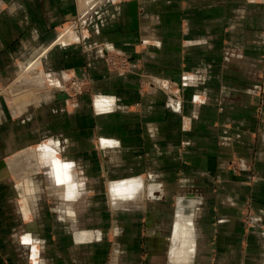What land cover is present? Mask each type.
<instances>
[{
    "label": "crops",
    "instance_id": "0c3cea01",
    "mask_svg": "<svg viewBox=\"0 0 264 264\" xmlns=\"http://www.w3.org/2000/svg\"><path fill=\"white\" fill-rule=\"evenodd\" d=\"M93 3L0 0V85L36 58L53 85L71 74L93 83L77 105L13 89L0 108V157L28 158L43 172L25 180L23 159L0 166V264H141L144 247L147 264H264V0L100 4L91 41L143 59L155 78L144 95L136 74L108 73L80 46L42 53L56 27ZM161 79L180 83L179 96L169 99ZM233 157L251 171H229Z\"/></svg>",
    "mask_w": 264,
    "mask_h": 264
},
{
    "label": "rangeland",
    "instance_id": "374dc122",
    "mask_svg": "<svg viewBox=\"0 0 264 264\" xmlns=\"http://www.w3.org/2000/svg\"><path fill=\"white\" fill-rule=\"evenodd\" d=\"M95 3L92 5L87 6L85 9L77 10V16L75 19L65 21L62 24H60L58 27H56L54 30L56 31V36L53 42L43 50L42 53L46 52L47 50H51L55 47H61V46H70V45H77L81 47V51L87 55L95 54V56L101 58L104 62V66L108 73L116 74V75H127V74H136L139 78V93L140 95H144L154 86L155 78L149 75L144 68L143 65V59H135L131 56H129L127 53L120 51L114 47H111L110 45L99 44L97 42L91 41L93 35H91V27H97L99 25V13L100 10V4H104L108 0H94ZM74 33L76 35V38L72 41H62V38L64 35H68L70 33ZM37 58L30 63L27 67H25L20 73L16 75L13 81L10 83H7L6 85L1 84L0 85V108L2 109L4 106L7 105L9 98V93L11 90L15 89L22 90V92L26 93V96L28 98H32L33 102H37L38 100L43 98V95L47 93L53 92L56 99L60 102H65L69 106L77 105L79 101L83 97L91 96L93 93V83L91 79L88 76H78L75 74H71L69 77L65 78L63 80V83L61 85H53L52 82L48 78H46V75H41V70L37 69L36 62ZM159 88L160 90L168 96L169 99H173L175 96L178 97L180 94L179 84L176 83L173 80L170 79H161L159 81ZM260 86V85H259ZM261 88V89H260ZM19 92V91H18ZM256 96L259 99V105H258V115H261L262 110L264 108V69L263 73L261 75V87H259V92H257ZM66 95V99H60L62 95ZM12 100H15L13 97ZM141 103L138 102L133 105V110L138 111L140 108ZM31 146H35V144H32L28 146V148H31ZM30 152V151H28ZM31 154V153H29ZM17 156V155H16ZM11 155V157H0V166H2L3 161L9 160L8 162H20L21 159H23V162L25 165H23V168L20 166H17V169L20 171L19 174L22 175L26 180L36 178L37 176H40L43 174L41 171L40 174H35L34 168L30 167V163L25 162V157H16ZM26 167V168H25ZM226 168L234 173L235 175L241 176L243 174V171H251L250 165H245L243 162V159L239 157H233L231 160H229L226 164ZM18 174V176H19ZM254 178V175H253ZM17 179H15L12 176V183L13 185H20L21 183L16 182ZM0 185H4V182L1 180ZM188 193V192H187ZM34 195V194H33ZM156 196L159 195V193L155 194ZM35 196V195H34ZM159 197V196H158ZM152 198L150 193H144L142 199L147 200ZM3 202L2 196H0V204ZM162 206V205H161ZM161 210V209H160ZM177 216V210L173 211V217ZM166 216L164 217V214L161 215L160 218H157L154 228L155 232L158 234H163L165 232L164 228V220H168ZM254 220H255V211L253 207L250 204V201L247 200L246 203H244L243 209H242V216H241V222L245 229L249 230L254 228ZM113 230V229H112ZM151 230V227L146 225V220L144 223H142L141 226V234L144 233L147 234L148 231ZM153 231V229H152ZM146 245V244H145ZM142 258L140 259L141 264H147L146 262V250L145 247L142 251ZM32 264H35L33 260H31ZM157 264H164L163 258H157L156 260Z\"/></svg>",
    "mask_w": 264,
    "mask_h": 264
},
{
    "label": "snow or ice",
    "instance_id": "6c2138e0",
    "mask_svg": "<svg viewBox=\"0 0 264 264\" xmlns=\"http://www.w3.org/2000/svg\"><path fill=\"white\" fill-rule=\"evenodd\" d=\"M64 167H70V165L65 164ZM57 182H58V183L60 182L59 179H57ZM25 243H29V241H27V239H25ZM34 251H35V250H34Z\"/></svg>",
    "mask_w": 264,
    "mask_h": 264
},
{
    "label": "water",
    "instance_id": "95a60500",
    "mask_svg": "<svg viewBox=\"0 0 264 264\" xmlns=\"http://www.w3.org/2000/svg\"><path fill=\"white\" fill-rule=\"evenodd\" d=\"M60 99H66L67 98V96L64 94V95H62L61 97H59Z\"/></svg>",
    "mask_w": 264,
    "mask_h": 264
},
{
    "label": "bare ground",
    "instance_id": "6f19581e",
    "mask_svg": "<svg viewBox=\"0 0 264 264\" xmlns=\"http://www.w3.org/2000/svg\"><path fill=\"white\" fill-rule=\"evenodd\" d=\"M178 230H180V229H178Z\"/></svg>",
    "mask_w": 264,
    "mask_h": 264
}]
</instances>
